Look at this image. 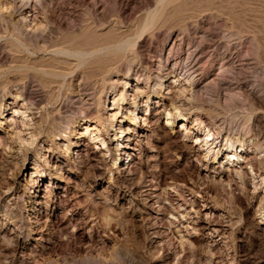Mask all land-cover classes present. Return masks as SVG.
I'll return each mask as SVG.
<instances>
[{"label":"rangeland","instance_id":"obj_1","mask_svg":"<svg viewBox=\"0 0 264 264\" xmlns=\"http://www.w3.org/2000/svg\"><path fill=\"white\" fill-rule=\"evenodd\" d=\"M85 1H56L55 12L52 14L50 21L55 23L58 29L55 28V32L52 30L53 32L51 31L48 35V38H50L48 39L50 49L60 44L63 41L62 39H65L64 35L69 38L83 26H90L97 32L104 31L106 35L103 34L97 38H101V41L105 40L106 37L112 40L116 38L114 35L108 34L110 27H113V25L121 30H127L125 33L128 32L127 34L130 35L137 30L148 13L152 12V9L161 8V5H157L160 4V0H133L121 12L108 1H99L100 3L97 6ZM198 2L196 0H183L178 3V8L173 5L170 6L171 9L169 7L166 10L168 13L166 11L163 13L162 20H167L162 21L159 26L162 28L155 30L152 33L153 35L146 36V42L141 51H139L142 52L143 59H145V62L139 67V74L145 72L146 76L154 75L159 69L157 63L155 66L148 65L147 70L145 69L146 61L156 59V55L161 50L172 55H180L182 52L186 53V45L190 41L193 45L200 43L199 45L205 46V50H209L205 51L206 56L210 53L209 56L214 59L221 58L226 52L232 53L237 70H235V73L226 72L225 74V87L229 90L228 96H220L219 89L211 85L212 87L208 90L205 91L204 89L206 88H203L195 96L190 94L193 97L190 95L178 96L176 99L177 105H181L184 110L183 114H189L193 119L201 118L204 121L202 127L206 128L210 125L213 128L215 126V131L218 134H222L224 138L236 139L245 133L256 135L259 130V133L264 135V0H199ZM187 4L188 6H186ZM196 4L197 6H194ZM4 24L7 25L5 22H0V33L2 32L1 35L4 36L9 34L7 39L0 42V102L5 85L9 82L13 85L17 84V82L20 83L22 82L21 78L24 77L26 80H30L36 90L37 88L39 89L36 101L34 100L35 102L32 106L35 105L36 111H40L43 116L46 115V112L48 114V116L44 117V121L42 120L43 118L41 119L38 128L44 136H46L47 130L55 128L60 122L65 125L70 119L82 120L86 113L80 107H90L94 102L92 97L95 96L94 94L97 91L95 82H104L109 85L108 81L105 80L107 74H102V72L96 70L92 71L91 69L90 71L89 68L85 69V73L81 71V76H75V84L76 81L83 84L81 88L84 89L85 100H87L84 106H81L75 96H73L68 98L69 100L67 99V107H63L60 110L61 112L52 113V108L57 104V100L64 98L66 92H72V95H76L79 86H75L74 92L70 91L71 89L67 90L66 85L62 84V76L51 78L54 81L51 79L48 82L44 81L45 85L51 89L44 86V84H40L37 77L41 79L42 83L43 79L37 73L35 77L36 71L33 69L30 71L28 67L22 68L21 65L36 64V61H38L37 65H41L43 61L36 60V58L30 59L25 54L13 51L11 49L14 47L11 40L13 29H7ZM176 36L178 37V43L172 48L174 40L177 38ZM94 39L96 40L95 37ZM129 54H127L129 57L125 56L121 61L122 63L120 62L121 68H123L121 69L122 73L125 72V67L129 62L128 59L131 60L133 52ZM205 60L206 62L201 63L200 71L202 72L207 71L211 66L207 58ZM60 67H64V63L60 64ZM16 69L20 70L17 71ZM82 74L85 77H82ZM24 78L23 80H25ZM170 78H173V75ZM238 83L241 84L238 86ZM251 86L259 88V98L256 100L250 98L245 92L251 89ZM109 90L107 89L103 93L102 101L105 100L104 98ZM91 93L93 94L91 95ZM228 97L232 98L229 99ZM156 100L157 98L154 99L155 103L152 107L144 109L145 122L132 128L129 133L128 142L131 145L134 144L132 148H136L135 159L131 169L119 173L117 179H112L107 172L109 171L108 166L112 165L113 167L117 164L114 162L109 165L106 161L105 163L104 160L101 161L102 159L93 151L92 143L89 146V153L84 151V156H76L74 154L76 152L75 149L70 152L66 151L64 146H62L63 148H56L55 158L50 163V169L56 170L58 173H56V177L50 178V175H48L44 179L38 200H48L50 210L54 213H61L62 207L60 206L61 208H59L58 201L66 192L65 186L70 185L72 193H76V196L66 204V209H72L76 214V217L74 216L75 220L80 224L84 222L85 226H87L85 229L86 237L68 240L64 231L52 227V231L51 229L46 231L48 234L45 236V246L42 243H40L41 245H35L30 237L31 231L23 229L21 239L26 240L27 247L25 250H21L17 240L12 236L13 233L12 235L1 234L0 264H33L30 262L33 257L35 260L36 258L38 259L36 260L37 264H228L227 262H230L229 264H264V233L253 229V214H259L260 212L259 200L254 196L253 189L249 184L243 185V181L241 182L235 172H232V175L234 181L237 182V186L230 187L226 183L227 181L220 182L219 179H216L213 176V173L216 174L214 170L219 172V168H221L219 162L215 163L217 155L212 154L209 159H206L201 153L197 161L195 159L197 158L196 152H190L191 149H187L189 147L184 148L174 138V140L171 138L168 140L164 128L167 126L166 123L169 116L167 111L161 107L163 100L158 104ZM37 107L39 108L37 109ZM251 107L254 111L251 110ZM258 108L260 111L257 112ZM253 112H257L263 118L260 127L253 125V128L249 129V126L253 124H249V119ZM182 122L183 118L180 115L176 118V125H181ZM82 124H85L84 120L81 121V125L78 124L75 127L74 133L76 135L81 130ZM130 124L131 119H128L124 124V129ZM143 128L147 133L145 137H141L140 134ZM240 129L241 134L239 133ZM120 133L119 131L118 134ZM76 135L72 134L71 136L74 137ZM181 135L183 136V133ZM56 138L54 145L57 147L58 142H63V134ZM37 148L29 147L28 151L25 152L26 155H22L25 165H33V154H37ZM130 151L133 150L130 149ZM122 157L123 159L125 158V156ZM80 158L81 160H79ZM56 163L60 165L57 169H55ZM22 165L23 163L19 159L16 161L10 160V158L3 157L0 154V217L3 216L6 206L9 205L13 208V215L17 214L19 217V219L18 217H13L18 224L29 219L24 216L27 214L22 204L28 200L27 196H29L31 188L28 184L25 186L26 181L23 176L22 180L16 181L13 187L16 195H19L21 200H23L22 203L19 200L18 203L13 204L10 197L4 193L9 187L7 185L11 181L13 183L14 174L19 171ZM61 167L64 174H59ZM194 167L196 170H194ZM28 176L30 177V174ZM168 183L170 187L167 186ZM152 184L157 186L154 187ZM163 186L166 187L165 190H163L165 188ZM170 188L175 190V192ZM195 190H197L199 195L195 193ZM157 192L162 197L160 201L163 206L161 208L167 216H170L175 207L185 201L190 204L195 199L196 203L201 205L205 200L204 204L208 206V210L207 213L202 212L200 214L201 220L203 219L202 221L210 224H218L228 232L225 233L224 238L216 237L218 240L215 243L209 242V238L203 234L194 239L193 245H187L184 249L181 247L175 248L173 241L168 239L170 237L165 236L161 231L165 228L163 227L165 224L168 226L166 217L160 219L155 218L154 214L153 216L150 215L151 208L149 207L148 198L151 193ZM247 203L253 204L250 215L245 213L244 208ZM21 211L23 219L20 216ZM206 214H209L208 217ZM91 226L93 228L90 233L89 228ZM12 228L13 225H9L7 228L8 232H11ZM89 235H92V239L89 238ZM233 256L235 258L232 260Z\"/></svg>","mask_w":264,"mask_h":264},{"label":"bare ground","instance_id":"obj_2","mask_svg":"<svg viewBox=\"0 0 264 264\" xmlns=\"http://www.w3.org/2000/svg\"><path fill=\"white\" fill-rule=\"evenodd\" d=\"M56 1L57 0H0V22L7 23V25L4 24L7 29H13V31L11 30V40L13 42L14 47H12L14 49L11 47L8 48H11L13 51L20 52L21 54H25L27 58H36V60L39 59L43 61L41 65H37L38 61H36V64L33 63L30 65H25L22 63L23 65H21L22 68H30V71L31 69L35 70V77L37 76V73L40 78L43 79L42 83V81H40L41 79L37 77L40 84H44V86H46L44 81L48 82V80L53 77L62 76V84L66 85L67 90L71 89L70 91H73L75 89V86H79V90L76 95H72V92L67 93L66 90V95L64 94L65 97L60 100H57V104L52 108V113H58L63 107L66 106L67 99L73 96H75L77 102H79L81 106H84L87 100H85V91L81 88V85L83 86V84H81L82 82L79 81H76L75 84V76L80 75L81 71H83L82 73H85L84 71L87 68H89V70L91 69L92 71L96 70L98 72H102V74L106 73L107 78L105 80L108 81L109 85H106L102 81H100L102 83H99L98 81L97 83L95 82L97 90L94 94L95 96L92 97L89 94L90 98L92 97L94 99V102L90 107H80V109L85 110L86 116L82 119L84 120L85 124H82V128L77 135L76 133H74L75 127L78 124L81 125L82 120L76 121L74 119H70L65 123V125L60 122L55 128L47 130L45 133L46 136H44L40 132L41 130L39 131L38 128L41 119L43 118L42 120L44 121V117L48 116V114L46 112V115L43 116L40 111H36L35 105L32 106V104H34V102L36 101L37 91L39 89L37 88L36 90L31 84L30 80H26L24 77L21 78L22 82H17V84L14 83L15 85H13L11 82H9L8 84L4 82L6 85L4 84L5 89L3 91L2 99L0 102V154L3 157L6 156L10 158V160L12 159L16 161L19 159V161H22L23 163L19 171H16L17 173L14 174L15 176L12 174L14 176L13 183L11 181L10 184L7 185V187H9L6 192L4 191V194H7L8 197H10L11 202H13V204L18 203L21 198L19 195H16V192L13 190V187L16 181L22 180L23 176L26 181L25 186H27L28 184L31 190L29 191V196H27L28 200H26L25 203L22 204L27 214L24 216H27L29 219L27 218L28 220L22 221L21 224L16 223L13 217H18V215H13V208L7 205L3 216L0 217V235H12L13 233L12 236L17 240L18 246L21 247V250H25L27 247L26 240L21 239V233L23 232V229L31 231L32 234L30 235V237L34 241L35 245H38L40 243L44 245V241L46 239L45 236L46 234H48L46 231H48L49 229H51L52 231V227L57 228V230L59 229L60 231H64L66 233V239L68 240H75L78 237H86L85 229L87 226H85L84 222L83 224H80L78 223V221L75 220L74 216L76 214L72 209H66V204L76 196V193H72L70 185L65 186L66 192L62 195V197H60L58 201L59 208L62 207L61 213L52 212L50 210V203L48 202V200H38V197L40 196L41 192V187L43 186L42 182L44 181V179L48 175H50V178L56 177V173H58V171L50 169V163L55 158L56 148H63L62 146H64V149L70 152L75 149L76 152L74 154L76 156H84V151L89 153V146L90 143H92L93 151L100 157V159H102L101 161L104 160V163L106 161L107 163H109V165H111L110 163L114 162L117 164L113 167L112 165L108 166L109 171H107L112 179H117L119 173L124 172L127 169H131L134 162L133 160L135 159L136 148H132V145L134 144L131 145L128 142L129 133L131 132L132 128L138 126L139 124L142 125L145 122V116L143 111L144 109H148L149 107H152L154 105L155 98H157V104L161 100H163L161 107L163 110L167 111V114L169 116L168 121L166 123L167 126L164 128L168 140L169 138H171L172 140L175 139L176 141H178V144L181 143L184 148L189 147L187 149H191L190 152H196L195 155L197 156V158L195 159H197V161L199 160L198 157H200L201 153H203L206 159H209L210 155L212 154L217 155L215 157V163L219 162L221 168H219V172L214 170L216 174L213 173V176L216 179H219L220 182L227 181L226 183H228L230 187L237 186V182L234 181V177L232 175V172H235L239 176L241 182L243 181V185L249 184L251 186V188L253 189L254 196L256 197V199L259 200L260 206L259 214H253V229L254 231L264 233L263 133H259V130L258 134L256 135L245 133L238 136V138L236 139H230L227 137L224 138L222 134H218L215 131L216 127L214 125L213 126L215 128H212L210 125L206 128L202 127L204 121H202L201 118L193 119L189 114H183L184 110L181 108V105H177L176 102L178 96H189L190 94L195 96V94L199 93V91H202L203 88H206L204 89L205 91L208 90L210 87H212L211 85L219 89L220 96H228L229 90L225 87V74L226 72L235 73V70H237L232 53L226 52L223 54V56H221V58L214 59L213 57L209 56L210 53L206 56L205 53L208 49L205 50V46L199 45L200 43L193 45L189 40L190 42L188 41L189 43L188 45H186V53L182 52L180 55H172L171 53L167 54L161 50L160 53L156 55V59L146 61L147 65H145V69L148 68V65L151 64L152 66H155L157 63L159 69L155 72L154 75L150 74L146 76L145 72L143 74H139V67L142 66L143 62H145V59H143L144 56L142 55V52H139L141 51L142 47L144 46V43L146 42L145 39L150 34L154 33L155 30H159V26L163 21V13L168 10L170 6L174 5L177 7L178 3L183 0H160V4L157 5H161V8H158L156 10L152 9V12L148 13L142 23H140V26H138L137 30H135V32L132 34L129 33L130 35L127 34L128 32L125 33L127 30H121L119 27H115L113 25V27H110L108 34H112L116 38L112 40L108 39V37L105 36V40L101 41V38H97L100 35H106L104 31L97 32L90 26H83V28L79 26L81 28L80 30H74L76 32L74 34L72 33L73 35L69 38H66L65 35L63 36L65 39L59 38L63 41L60 44L55 45L54 48L50 49L48 40L50 38H48V35L52 30L54 31L55 28H57L55 26V23H52V21H50L52 14L55 12L54 6L56 5ZM86 1H89L93 6H97L98 3H100L99 1H108L109 3L117 7V10H120L119 12H121L122 10L126 9V7H128L133 0ZM198 1L196 0V2ZM193 3L195 2L193 1ZM197 4L194 6H197ZM186 6H188V4ZM177 14L179 15V13ZM1 33L0 42L7 39V35L9 34L8 33L4 36L1 35ZM94 37L96 38V40L100 41H96L95 39L93 40ZM110 38H112V36H110ZM177 43L178 37L176 38V40H174L172 48H174ZM10 44L12 43L10 42ZM132 52L133 56L131 60L128 59L129 62L125 67L126 70L124 73H122L121 69L123 68H121L122 66L120 62L125 58V56H127V54ZM212 56L214 55L212 54ZM206 58L211 63V66L208 68L207 71L202 72L200 71L201 63H204V61L206 62ZM62 63H64V67H60V64ZM7 70L6 72L9 71ZM19 70L20 69H18L17 71ZM171 75H173V78H170ZM82 77L85 76L82 74ZM23 78L25 80H23ZM240 84L241 83H238V86ZM107 89L110 90L107 91L106 96L104 98L105 100L102 101V95L106 92ZM258 89L256 87H252L251 89L246 90L245 92L250 98L256 100L259 98L260 93ZM92 94L93 93H91V95ZM192 95L190 96L193 97ZM228 98L231 99L230 97ZM38 108L39 107H37V109ZM251 110H253V108ZM258 111H260L259 108L257 112ZM257 112H253L252 114L255 113L254 115L251 114L249 124H253L249 126L250 128L248 127L249 129H252L253 125L256 127H260V123L263 117H261ZM4 113H6L5 116ZM180 115L183 118V122L181 125H176V118ZM128 119H131V124L128 125L126 129H124V124ZM119 131L121 132L120 134H118ZM182 133L183 136L181 135ZM239 133L241 134V129ZM60 134H63L64 139L63 142H58V146L56 147L54 145V141L57 139L56 137H58ZM72 134H75L76 136L72 137ZM140 134L141 137L147 136L146 130L144 128L142 129V132ZM86 140L87 142H85ZM29 147H38L37 154H33L34 162L32 166L25 165L24 159H22V155H26L25 152L28 151ZM130 149H132L133 151H130ZM122 156H125V158L123 159ZM81 158L79 160H81ZM58 167H60V165L56 163L55 169H57ZM60 169L61 170L59 171V174H64L62 167ZM194 170H196L195 167ZM29 174L30 177L28 176ZM151 178L149 179L151 180ZM212 179L214 178L212 177ZM169 185L170 184L168 183L167 186ZM155 186L157 185H154V187ZM164 187L165 186H163V188ZM171 188L173 189L174 187ZM165 189L166 187L163 190ZM172 191L175 192V190ZM157 193H151L148 198L149 207L151 208L150 215L153 216L154 214L155 218L160 219L166 217L168 226H166L165 224V226H163L165 228L161 231L165 236L170 237L168 239L173 241L175 248L181 247L184 249L187 245H193L194 239H196L199 235L203 234L209 238V242L212 241V243H215L218 240L216 239V237L218 238V236H220L221 238H224L225 233L228 232L226 231V229L222 228L218 224H210L206 223L205 221H202L203 219L201 220L200 214H202V212L207 213L208 210V206L204 204L205 200L202 202L203 204L201 205L199 203L197 204V201L195 199H193V201L190 200V204L185 201L184 203L175 207V210L170 216H167L161 208L163 206V203H161L160 201L162 200V197L161 195H159V193ZM195 193L198 194L197 190H195ZM22 201L23 200H21V203ZM244 209L245 213L247 215H250L252 213L253 204L247 203ZM22 211L20 212L21 218L23 215ZM21 218L20 220L23 219ZM9 225H13L11 232H8L7 230ZM92 228L93 226L89 228L90 233ZM3 237L6 238L5 236ZM13 238L11 239L13 240ZM89 238L92 239V235H89ZM234 258L235 256L232 257V260ZM36 260L38 259L36 258ZM36 260L33 257V260L30 262L33 264H37L38 262ZM227 263L229 264L230 262Z\"/></svg>","mask_w":264,"mask_h":264}]
</instances>
